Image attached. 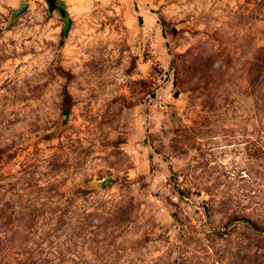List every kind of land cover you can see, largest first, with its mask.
Instances as JSON below:
<instances>
[{
    "label": "rangeland",
    "instance_id": "374dc122",
    "mask_svg": "<svg viewBox=\"0 0 264 264\" xmlns=\"http://www.w3.org/2000/svg\"><path fill=\"white\" fill-rule=\"evenodd\" d=\"M56 4L0 0V264H264V0Z\"/></svg>",
    "mask_w": 264,
    "mask_h": 264
},
{
    "label": "water",
    "instance_id": "95a60500",
    "mask_svg": "<svg viewBox=\"0 0 264 264\" xmlns=\"http://www.w3.org/2000/svg\"><path fill=\"white\" fill-rule=\"evenodd\" d=\"M56 1L57 0H47V2H48V4H49V6H50L51 9H55V8L58 7L57 4H56ZM27 6H28L27 4H23L22 7L15 12V14L22 13L23 11L26 10Z\"/></svg>",
    "mask_w": 264,
    "mask_h": 264
},
{
    "label": "flooded vegetation",
    "instance_id": "af4514ba",
    "mask_svg": "<svg viewBox=\"0 0 264 264\" xmlns=\"http://www.w3.org/2000/svg\"><path fill=\"white\" fill-rule=\"evenodd\" d=\"M57 6H58V5H57ZM57 8H59V6H58Z\"/></svg>",
    "mask_w": 264,
    "mask_h": 264
}]
</instances>
